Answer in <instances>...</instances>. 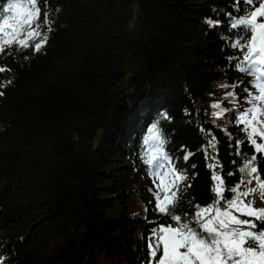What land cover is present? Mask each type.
Segmentation results:
<instances>
[{
  "label": "trees",
  "instance_id": "trees-1",
  "mask_svg": "<svg viewBox=\"0 0 264 264\" xmlns=\"http://www.w3.org/2000/svg\"><path fill=\"white\" fill-rule=\"evenodd\" d=\"M14 2L27 0H0V13L8 15L2 10ZM240 2L38 0L33 24L49 29L47 43L38 53L15 45L0 53L7 69L0 73L2 264H149L153 228L174 223L153 207L161 181L144 163L154 149L153 126L191 184L183 207L211 202L213 171L226 188L240 180L253 148L234 147L245 134L232 111L214 115L250 106L226 97L250 80L234 47L246 33L231 27ZM33 208L54 225L52 249L26 230Z\"/></svg>",
  "mask_w": 264,
  "mask_h": 264
},
{
  "label": "snow or ice",
  "instance_id": "snow-or-ice-1",
  "mask_svg": "<svg viewBox=\"0 0 264 264\" xmlns=\"http://www.w3.org/2000/svg\"><path fill=\"white\" fill-rule=\"evenodd\" d=\"M253 2L254 0H241L235 10L239 11L240 16L231 25L246 33L244 41L247 42L241 41L234 47L242 54L245 62L241 64L240 71L249 75L250 80L246 87L240 88V93L245 95L226 93V97H238L250 106L240 110L236 107L222 109L214 113L219 117L224 111H232L238 131L245 134L235 141L234 147L239 149L247 143L253 148V152L250 156H245L239 167L242 176L236 184L226 188L224 178L213 171L211 179L214 184L210 190L214 195L211 202L207 206H201L189 200L185 208L182 205L184 192L191 187V184H184L188 177L163 152V141L156 126L150 129L151 140L155 144L152 154L148 155L144 163L154 169L153 177L161 181L156 185L158 191L155 192L153 207L174 223L153 228L154 239L147 246L149 264H264V228L257 224V221L264 224V209H255L252 201L245 202L247 197L257 191L264 199V180H261L258 163V157L264 158V21L257 22L258 18L264 17V0H255L258 7L254 9L249 7ZM41 7L38 6V0H27L26 3H10L2 10L8 15L0 13V53L7 54L6 50L13 45L18 49L32 47L36 53L41 51L47 43L46 33L49 31L46 27L42 28L41 24H33ZM36 38H39V42L30 43ZM6 70L0 67V73ZM252 80L256 83L253 84ZM5 86L0 82V89ZM4 94L0 90V96ZM211 107L221 109V104L214 103ZM241 125L243 127H239ZM209 144L215 147V137ZM190 155L186 154L183 159L187 161ZM260 162H264V159ZM208 167L214 169L216 165L209 164ZM234 174V170L227 173L228 176ZM253 182L256 187H252ZM241 187L245 190L241 191ZM225 191L232 195L225 196Z\"/></svg>",
  "mask_w": 264,
  "mask_h": 264
},
{
  "label": "rangeland",
  "instance_id": "rangeland-1",
  "mask_svg": "<svg viewBox=\"0 0 264 264\" xmlns=\"http://www.w3.org/2000/svg\"><path fill=\"white\" fill-rule=\"evenodd\" d=\"M127 3L129 4V0H127ZM122 5L124 7L126 6V0H122ZM83 6L86 10L90 11V13L93 11H97L98 8L96 5H91L87 7L85 2H83ZM157 84V86L161 85L160 79L157 80ZM158 90L160 91L161 87ZM249 201L254 202V208L258 210L264 205V199L261 198L259 191H257L254 195L247 197L245 202L247 203ZM31 210V221L28 222L29 226H27L26 230L31 231V235L35 233L36 237L39 239L47 238L48 242H50L48 249H52L50 247L52 246L51 241L54 239V225L52 224V221L49 220L50 218H48V213L46 211L41 212L36 208H33Z\"/></svg>",
  "mask_w": 264,
  "mask_h": 264
}]
</instances>
